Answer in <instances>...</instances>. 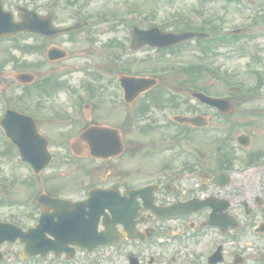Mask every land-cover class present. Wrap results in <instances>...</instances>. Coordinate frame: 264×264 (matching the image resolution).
<instances>
[{"label": "flooded vegetation", "instance_id": "af4514ba", "mask_svg": "<svg viewBox=\"0 0 264 264\" xmlns=\"http://www.w3.org/2000/svg\"><path fill=\"white\" fill-rule=\"evenodd\" d=\"M1 1L7 10L13 12L15 21L19 20L20 12L18 11V7H25L42 17L52 16L55 26L85 21L79 10H73L71 14L65 11L69 18L64 21H58L62 12L52 8L53 5L58 6L57 0ZM70 3L77 7L80 0H70ZM93 26V18H91L87 27L67 34L43 36L37 33L19 32L14 37L5 38L0 41L10 42V47L12 48L17 46L19 40H22L28 46L34 47L36 45L38 51L43 53L50 47H59L67 52L66 59H69L70 52L79 44L80 40L85 38V40L94 41V38L90 35V30L91 28L93 29ZM239 51L240 49L237 50V52ZM59 61L61 59L54 61V63ZM247 61L249 62L248 65L251 66H253V62H256L254 58L252 60L247 58ZM8 62H11L10 68L16 66L14 59H10ZM13 71V69L8 70V75L11 76ZM92 99L93 105L100 110L104 103L102 98L96 95ZM235 100L239 104H243L248 99L235 98ZM121 104L126 106L125 108L129 107L123 101ZM234 108L233 106L232 110ZM183 110L188 115L198 114L202 116L208 124L207 128H197L188 125L192 131H201L207 137L211 134L214 137H220L216 139V143L220 149L229 148L230 151L236 153L242 150V146L237 141V136L240 132L236 128L241 126L238 121L245 117L243 111L219 113L210 105L197 104L189 102V100H184ZM250 111L258 110L251 109ZM27 112L31 114L30 111ZM3 113L0 110V118ZM98 113L96 114L92 111L90 118H85V123L78 127V131L74 137L79 135L83 128L89 124L99 126L101 124L105 126L115 125L111 119L106 120L100 115L99 111ZM129 115V110L124 109L123 123L122 126H119L118 131L122 135L124 154L131 157V151H128V132L130 130L127 128V125L130 118ZM54 116L59 117L57 114ZM107 118L110 117L107 116ZM73 126V124H70L69 128ZM162 131V129L156 130L159 134L158 141L162 140ZM109 141L110 143H114L113 136H109ZM71 146L72 148L81 150L80 156L88 155L89 149L87 148L88 142L86 139H78L76 144H72ZM254 150L256 151L249 152L252 155L251 158L248 156L249 160L246 161L243 160V156H237V154L232 155L229 160H202L198 159L193 152L186 153L183 151L177 159L154 161V164L149 169H144L140 166L142 161L135 163H132L130 160L121 161L119 166L115 161L116 159L100 160L99 169H95L93 174L97 179L106 177V179L112 181L107 184L97 183L95 186L111 188L114 191L118 190L123 197L120 199H124L121 201V205L127 207L125 211L128 214L132 213L130 218L124 215L118 218L113 217L108 212L107 217L109 221L129 223L133 217L131 221L135 227V232L142 236L143 240L125 238L116 242L104 241L101 245H97L99 239L98 232L104 229V217L100 216L94 227H89L83 231L82 227L78 225L80 220L73 214L77 206L72 208L66 207L72 214L65 210L70 215L64 218L67 223H64L62 228L65 239L63 251L60 253L49 252L45 256L36 255L22 258L21 252L24 244L17 240L10 245L7 243L3 244V252L6 251L7 254L12 253L13 255L10 257V260L7 255H4L0 264H196L199 259L207 260L220 244L223 246L224 259L221 264H226V250L224 248L227 245L226 239L223 245L219 240L214 244L209 239L207 243L201 239L195 240V238L201 234H208L212 230L217 231L215 227L201 226V223L207 219L213 210L220 212L222 206H225L224 210L234 216L239 222V227L231 233L232 236L230 238L237 240L236 246L241 251L243 250L241 241L245 229H248L249 232V228L252 227V231H256V227L260 223L252 225V222H249V220L256 218L257 211L261 209V205L257 204L258 200H262L264 203V188L261 186L264 184V176L262 177L264 175V148H262V154L258 146ZM162 152L160 148L157 150V153L160 155ZM106 161L108 164H106ZM133 164L137 165L135 169L132 168ZM246 167L256 172H261V177L256 179L254 173H247L245 175ZM121 168L123 170L117 176V170ZM227 175H229L228 180ZM134 188H145L143 192L144 197L140 196L137 198V207L135 209L133 208L131 196L124 194L128 189ZM69 198L72 201H81L86 198V193L73 195V197ZM200 201H204L205 203L200 204ZM245 202L248 204L247 208L244 206ZM112 204L116 205L117 202L112 201ZM175 204L181 213L177 219L161 220L156 217L162 214H174L175 209L163 208ZM33 205L34 209L31 211L27 210L24 216L20 215L18 209H14L10 215L5 217L0 209V218L1 220L6 219L13 222L22 228L33 226L36 224L39 216L37 204L34 203ZM16 207L20 208V205ZM116 228L118 231H122L124 226L122 223H118ZM166 232H172L174 239H166L164 236ZM83 239H87V241H83ZM85 247L91 248V250L89 251ZM12 248L15 251H12ZM131 259H135V261L133 262Z\"/></svg>", "mask_w": 264, "mask_h": 264}, {"label": "rangeland", "instance_id": "374dc122", "mask_svg": "<svg viewBox=\"0 0 264 264\" xmlns=\"http://www.w3.org/2000/svg\"><path fill=\"white\" fill-rule=\"evenodd\" d=\"M250 1L254 6H260L261 8V13L258 15L259 17L257 18V21L253 24H251L253 17L250 16L252 10L247 11L240 5V7L237 6L234 0H90V5L87 7L88 12L91 11L92 14H97L108 11V13H110L109 16L112 13H115L116 15L121 14L124 15V19L119 20L117 17H114L112 20L118 21L107 20L96 22L93 29L90 30V35L94 38V41L90 42L88 40L87 42L85 38L80 40L78 42L79 44H77V46L73 48V51L70 52V58L54 66L48 64L40 55L32 53L24 54L22 51H19L17 47L11 48L9 46L11 44L10 42H1V60H3V58L8 56V54L11 52V54H13L15 58L19 60L27 62H41L42 66L39 68L35 67L27 70L33 72L36 75L37 80L47 76L59 77L60 75L64 74L69 77V80H72L71 82H73V86L90 83L92 87H94V90L96 89L98 91H96L98 96H100L104 101L101 109L99 110V108H96L95 105L92 104L89 93L86 94L87 92L84 91L82 100L87 102L88 107L86 111L84 110L82 112V120L68 121L66 119L63 120L54 118L52 117L53 114L51 113V109L54 106L62 107L63 110H66V108L69 110L68 98L62 89H58L51 95L43 94L41 96L39 94L40 90L31 88V93L29 96L17 99V95H21L22 93V87L18 86L17 83H15L10 77L6 76L4 71L8 68V65H4L2 67L1 70H4H0V103L5 99L9 106L12 105V107H14L16 105H21L26 109H31L36 100L37 102H41V106H34V109H32L30 113L34 114V117H37L41 131L49 138L50 149L54 156L50 167L42 172L39 177L34 178L29 177V171L26 170L27 168H21V165H18L16 168H14L10 161L7 160V155L1 156L0 170L2 175H0V181L3 183L0 184V193L4 202H15V199L17 198H21L19 200L21 201L23 198H25L24 195H27L28 193L38 194L40 192L46 191V188H48V185H45L46 182H48L46 180L50 175L53 177L52 174L55 173H57V177L59 179H56L54 183L55 185L63 183V185L66 187L65 191H63L64 194H81L84 191L83 187H87L90 183L107 184L112 181L106 179V177L97 179L93 174L90 180L87 179V181H85L82 188H78L76 183L81 181L83 177L85 178V175H82L80 170L75 168V165L73 164L63 167L59 166L58 168V165L53 164V161L56 162L64 159L65 157L70 158L68 152V143L70 137L74 136L76 132L74 128L76 126L78 130V127L85 123V118H90L92 111L96 114H99V111L100 115L106 120L111 119L114 123H119L122 126L121 121L124 118V109H128L130 114L131 108H125L126 106L121 104L122 102L119 100L118 91L113 86L112 81H110L109 78L115 80L117 76L125 71L124 69L128 68L131 72L128 69L126 71L133 74H136L140 71L146 72L147 74L155 70L154 72L158 74L156 76L158 78V85L156 89L162 90V92L165 94H168L166 87L179 89L180 85L184 82V78H189V75L184 74L179 70H172V66L180 67L189 64L197 66L207 63L213 68L218 69L219 73L220 71L224 74L234 73L233 75L235 78L240 81H255L256 75L251 73L249 70V62L247 61L246 56L242 57L241 52L237 53L223 47H217L211 53L205 52L203 51V47H206L205 41L198 42L196 40H192L189 41V43L187 42L185 44H181L180 46L175 47L173 50L167 52H158L151 50V48H145L134 52L128 48L130 44V38L128 34L133 25H137L142 28H148L152 26L151 24L155 23L156 25H160V28L163 30H174V27L177 29L186 30L184 28L187 24L203 27L205 23H208L207 27H212L214 24L217 25L219 32H228L240 26L243 29L240 32L241 39L239 41L243 45H255V47L264 51V0ZM61 2L62 0H59L58 6L53 5L52 7L53 9L60 10L62 12L58 21H64L65 19L69 18L67 17L64 5H62ZM134 2L138 3L139 7L134 8L132 6V3ZM131 9H138L139 14H131L128 11ZM112 39H116L118 44L113 46L109 45L112 43L110 42ZM91 43H94V50H92L90 53H84L80 50L85 49V47L89 46ZM199 45L202 49H195V46ZM9 48L10 50L7 52ZM76 54L79 55L76 57ZM92 64L98 66V79L94 76L97 74H95L92 69L89 70V67ZM66 66L78 67V69L70 73H65V71L62 69ZM253 66L258 67L257 65ZM169 68L171 70H168ZM90 71L92 72L90 73ZM258 71L264 74L263 69H259ZM197 72L194 74V77L196 78L197 76V81L199 80L198 85L200 87H205L208 90L213 91V93L224 94L226 92L232 91L231 87L225 85V83L221 81L224 80V76L216 73V71L215 75L210 77L206 73H204L205 76H203ZM216 74H219V76ZM52 81L54 80L52 79ZM188 87L189 85L187 84L186 88L184 89H187ZM262 91L264 93V90ZM37 96H41L42 98ZM251 96L253 95H250L247 98H251ZM156 103L160 105L162 104V101L158 100ZM234 103H236L235 113L245 109L259 110L258 108H263L264 112L263 96H260L259 100L256 101H250L243 104H238V102L234 101ZM45 105H48L47 109L43 108ZM135 107L136 105L132 107V110ZM182 109L183 106L180 105L175 107L174 110H177L175 112H181ZM155 111L156 110L153 112ZM107 116L110 118H107ZM158 117L162 119V116ZM138 121L139 120H137V122ZM255 122L256 124L244 129L254 135L256 143L264 146V117H260ZM69 123H72L74 126L69 128ZM128 124L129 125L127 128L130 130L128 132V151L134 152L137 150V146L133 142L134 138H136L137 141H144L146 138H144L143 135L138 136L137 131H139V129L134 127L135 125H131L130 123ZM172 128L174 127H171L170 131L173 130ZM164 129L167 130L165 127ZM213 137V134L208 136V138L211 140ZM170 143L171 140H164L162 142V146L168 148L171 146ZM192 146L196 151H198V153L201 152L202 159L203 156H205L206 159H208V156H211V160L216 159V155L219 153L215 148V144L212 143H195L192 144ZM4 147L5 145L0 142V150H3ZM176 149L179 150V147L177 146ZM14 153L17 154L15 150ZM154 153L155 152H147L142 154L141 151H138V153H136L135 157L133 158H131L132 156L130 158L129 156H122L115 161L120 166L121 161L132 160V162H134L135 159L142 160L140 166H142L144 169H149V167L154 164V161L165 160L167 159V156L170 155L162 152L160 156H155L151 159ZM170 153L171 157L172 155L175 157L179 156V153L176 151H170ZM237 154L238 156H243L242 152L240 151H238ZM74 160L77 161L79 166L86 164V166H92V169H99L98 166L100 163L91 158H75ZM106 164H108L107 161ZM136 167L137 165L133 164L132 168L135 169ZM122 170V168L117 170V176L120 175ZM27 179H32V181H34V187L30 185L28 186L27 181H25ZM14 209H18L20 214L23 215L25 207L18 208L13 206V208H11V206L6 203L1 210L3 213H10ZM262 210L263 212H261V210L257 211L256 218H251L249 220V222H252V225H256L259 222L264 221V207ZM249 229V232H247L243 237L242 252L239 248H233L232 244H230L227 248V256L229 258L228 264H230V260H232L235 252H238L239 254H242L244 258H247V263L249 264H264V239L262 234L252 232V227ZM214 238L216 239L217 237L213 235V239ZM206 239H208V236L203 238L204 241H206ZM8 257H11V255L8 254Z\"/></svg>", "mask_w": 264, "mask_h": 264}, {"label": "water", "instance_id": "95a60500", "mask_svg": "<svg viewBox=\"0 0 264 264\" xmlns=\"http://www.w3.org/2000/svg\"><path fill=\"white\" fill-rule=\"evenodd\" d=\"M9 24H12L9 13H4V12L2 13L0 11V34L8 32L7 25ZM24 26L25 27L28 26L27 22L24 23ZM195 35L202 36V34L200 33L194 34L191 32H184L180 34L162 33L157 28H152L146 31L134 29V39L136 43L134 47H137L138 45L141 46L144 43H148L149 45H152V46L163 47V46L175 44L185 39H189ZM31 78L32 77L27 74L19 75V79L23 81H29L31 80ZM121 79L123 81V84L128 89V93H127L128 99H132L135 95H137V93L148 88L151 84L154 83L153 79H147V78L122 77ZM32 130L33 131L31 132V135H32L31 138L35 141L36 144H39L40 138L37 137V133L33 129V123H32ZM22 149L24 150V147ZM37 150L38 151L40 150L39 147H37ZM25 155H28V154L26 153ZM26 157L33 160V157H28V156Z\"/></svg>", "mask_w": 264, "mask_h": 264}]
</instances>
